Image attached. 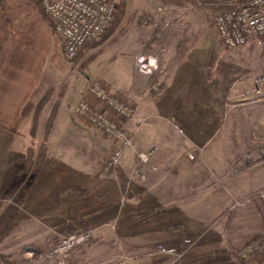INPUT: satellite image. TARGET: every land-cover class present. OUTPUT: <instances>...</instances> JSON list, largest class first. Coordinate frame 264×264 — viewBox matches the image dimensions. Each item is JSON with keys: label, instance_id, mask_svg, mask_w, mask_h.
<instances>
[{"label": "crops", "instance_id": "1", "mask_svg": "<svg viewBox=\"0 0 264 264\" xmlns=\"http://www.w3.org/2000/svg\"><path fill=\"white\" fill-rule=\"evenodd\" d=\"M164 1L176 11L172 15L171 26L149 48V52L158 58L157 70L147 76L137 69L136 55L141 48L140 43L129 54L133 58L134 75L129 83L111 86L106 83L111 93L137 108L136 117L123 122V127L135 135L134 147L107 177L100 178L97 174L113 141L75 115L77 102L87 93L73 100L64 97L61 101L47 137L48 159L44 167L37 171L25 196L27 208L40 209L43 208L39 205L41 198L55 193L57 203L40 210L39 214L47 210L46 214L54 217L55 223L48 229L60 232L58 236L91 229L99 233L94 240L107 250L112 247L113 251L117 247L115 239L124 246V241L129 240L127 246L137 248L138 244L133 239L135 235L165 227L166 213L171 209L169 200H184L186 196L181 187H177V192L171 189L174 183H181L184 176L183 165L176 166L178 157L184 151L188 155L193 148L196 151L197 148L204 150V141L199 136L205 131L202 127L205 119L220 120L224 112L225 117H234L238 124L246 126V143L237 151H230L231 164L240 163L247 153L257 156L264 149V99L241 97L251 89V80L244 78L246 73L237 78L236 73L231 74L233 67L221 62L222 56L231 53L223 47L212 25L211 17L217 6H194L192 0ZM146 9L148 7L144 4L143 10ZM208 26L214 28L216 42L209 39ZM137 28H146L144 35L148 36L150 27L139 19L132 21L124 35ZM142 124L148 125L143 128ZM2 130L9 133L3 128L0 129L1 133ZM6 140L7 134L0 136V148ZM153 145H157L151 162L154 166H140L146 175V180H141L133 174V167L138 162L137 153ZM88 153L92 158H86ZM242 166L252 169L259 167L251 164ZM81 167L84 168L78 170ZM68 174H73L74 180H69L66 177ZM260 187H264V184L247 188L239 193V196H243L235 199L248 197ZM148 225L154 228L141 229ZM57 240L59 237H49L46 245L52 246ZM212 242L215 243V237ZM80 249L78 253L83 256L78 253L71 256L73 259L70 261L74 264L84 262L85 253L81 252L84 247ZM108 253L107 264H128V261L139 256L138 252L129 254L118 248L114 253ZM170 253L173 251H163L151 261L153 264H166Z\"/></svg>", "mask_w": 264, "mask_h": 264}, {"label": "rangeland", "instance_id": "2", "mask_svg": "<svg viewBox=\"0 0 264 264\" xmlns=\"http://www.w3.org/2000/svg\"><path fill=\"white\" fill-rule=\"evenodd\" d=\"M143 3L146 4V0H128L127 16H135L134 19L142 22V19L150 14L147 4L148 9L143 10ZM220 10L217 6L211 17L214 28V17ZM131 25L132 23H125V33ZM214 28L208 26L207 31L209 39L216 42V28L215 30ZM146 31V28H137L132 33L123 34L112 46L108 45V41L96 47H92L90 43L88 44L90 46L84 48L81 53L79 52L74 59H68L63 49V38L57 37L56 45L47 55L43 67V73L50 81L47 82L46 87L55 88L54 98L62 93L63 98L73 100L87 93L88 85L94 78L104 81L109 86L129 83L134 76L133 58L129 54L134 48L145 43ZM143 40L144 43H142ZM250 47L227 50L231 54H226L221 58L222 63H229L233 67L231 74L236 73L237 78L251 70L264 69V44L257 48ZM84 98L85 95L82 99ZM203 122L202 127L205 131L202 135L200 134L199 138L204 141L202 146L204 150L197 148L196 151L193 148L188 152L195 153L196 160L190 159L185 151L181 152L178 157L176 166L183 165L184 176L181 178L182 182L176 181L177 183H174L171 189L177 192V187H181L186 196L184 200L178 198L169 200L171 209L166 213L165 227L135 235L133 239L138 244L137 248L127 246L129 240L124 241V246L115 239L114 243L117 247L113 248V251L112 247L107 250V247L101 246L99 241L94 240L97 238L95 236L98 231L89 229L71 233L93 232L86 241L69 249L65 264H74L70 261L71 258L73 259L71 256L78 253L81 250L80 247H84L81 251L85 253L83 264H107L108 252L112 254L117 248L124 253H139L138 258L128 261V264H153L152 261L156 257L168 250L173 253L168 254L170 259L166 264H255L248 257L245 262L239 260L237 249L245 246L262 231V221L254 201L264 199H252L250 196L263 187L251 193L248 196L249 199L248 197L235 199V197L247 188L252 189L264 184V165L252 169L243 167V164L239 162L230 163V151L240 149L246 143L247 137L244 133L246 126L238 124L236 118L225 117L222 112L220 120L205 119ZM162 124L164 125L165 122ZM168 124L172 125L170 122ZM31 125L32 119L29 118L20 135H13L5 130H2L3 133L0 132V136L7 134V140L1 147L2 149L0 148V219L2 218L0 221L4 224V229L0 234V253L5 256L0 258V264H5L4 260L10 264H57L55 263L57 261L54 262L47 258V254H50L56 242L52 246H47V240L49 237L56 236L59 237L58 243L63 237L71 235L58 236L60 232L48 229L55 223L54 217L47 215V210L39 214L40 210L43 211L45 207H51L55 205V202L57 203L58 198L55 193L47 195L44 199L41 198L39 205L43 208L26 207V191L37 173L34 169L26 174L23 172L27 148L33 139ZM142 125L144 128L148 124ZM44 128L41 122L37 140L43 137ZM233 145H235L234 148ZM91 156L88 153L86 158L90 159ZM107 156L101 162V169ZM151 166L154 165L151 164ZM236 168L239 171H236ZM97 175L101 178L100 172ZM66 177L74 180L73 174H68ZM98 181L101 180L98 179ZM241 189L244 190L240 191ZM241 196L243 195L239 197ZM236 202L237 205L234 207ZM224 211L227 212L223 213ZM151 228L154 227L148 225L141 229ZM214 237L215 243L212 242ZM79 254L83 256L82 253L77 255Z\"/></svg>", "mask_w": 264, "mask_h": 264}, {"label": "built area", "instance_id": "3", "mask_svg": "<svg viewBox=\"0 0 264 264\" xmlns=\"http://www.w3.org/2000/svg\"><path fill=\"white\" fill-rule=\"evenodd\" d=\"M45 12L54 24L56 34L64 41L68 59H74L83 47L101 40L113 24L119 7V0H40ZM194 6L216 5L220 11L214 17L215 28L226 50H238L248 46L257 48L264 44V0H219L204 2L192 0ZM150 14L142 23L150 27L145 43L136 55V67L144 75L150 76L159 67L158 58L149 52V48L160 39L161 33L172 24V15L176 11L164 0H146ZM244 78L251 80L250 90L241 94L245 99H264V69L251 70ZM75 115L100 130L113 141L110 153L105 158L100 171L101 178L116 170L125 154L134 147L135 135L123 127V122L134 119L137 115L135 105L110 92L108 85L94 78L88 85L87 95L77 102ZM156 146L137 153L138 162L133 167V174L146 180L140 166L152 162ZM195 159V153H188ZM242 164L260 166L264 164V149L257 156L247 153ZM250 166V165H249ZM254 198L264 199V187L257 190ZM249 199V197H248ZM236 204L234 207H236ZM92 232L71 234L56 243L47 258L65 264L69 249L86 241Z\"/></svg>", "mask_w": 264, "mask_h": 264}, {"label": "trees", "instance_id": "4", "mask_svg": "<svg viewBox=\"0 0 264 264\" xmlns=\"http://www.w3.org/2000/svg\"><path fill=\"white\" fill-rule=\"evenodd\" d=\"M127 11L128 0H119L113 24L101 40L90 45L96 47L105 41L109 46L115 45L126 31L125 23L131 24L134 20L135 16H127ZM57 37L53 21L40 0H0V127L20 135L27 119H32L33 139L27 148L23 167L25 174L31 169L37 172L46 164L49 151L47 137L63 99L62 93L54 98L55 88L46 87L50 81L43 73L47 55L56 45ZM62 42L65 50L63 39ZM41 122L45 127L44 134L37 140ZM254 203L262 221V231L237 252L242 262L248 257L255 264H264V200ZM3 229L4 224L0 221V234ZM4 257L0 253V258Z\"/></svg>", "mask_w": 264, "mask_h": 264}]
</instances>
